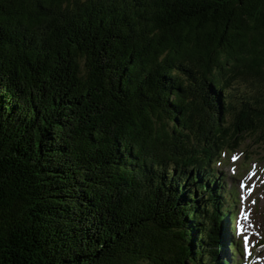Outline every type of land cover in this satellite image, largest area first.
<instances>
[{
  "label": "trees",
  "instance_id": "16d2710c",
  "mask_svg": "<svg viewBox=\"0 0 264 264\" xmlns=\"http://www.w3.org/2000/svg\"><path fill=\"white\" fill-rule=\"evenodd\" d=\"M247 136L264 0H0V264H234Z\"/></svg>",
  "mask_w": 264,
  "mask_h": 264
},
{
  "label": "rangeland",
  "instance_id": "374dc122",
  "mask_svg": "<svg viewBox=\"0 0 264 264\" xmlns=\"http://www.w3.org/2000/svg\"><path fill=\"white\" fill-rule=\"evenodd\" d=\"M219 154L213 168L222 174L220 182L228 194L225 205L233 207L231 218L224 222L225 233L242 248L232 260L234 264L241 259L248 264H264V142L247 136L238 146L230 145ZM220 253L223 260L232 252L226 244Z\"/></svg>",
  "mask_w": 264,
  "mask_h": 264
}]
</instances>
